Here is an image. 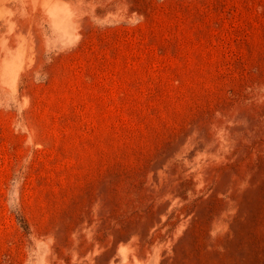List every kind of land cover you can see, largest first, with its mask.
<instances>
[{
    "label": "rangeland",
    "instance_id": "obj_1",
    "mask_svg": "<svg viewBox=\"0 0 264 264\" xmlns=\"http://www.w3.org/2000/svg\"><path fill=\"white\" fill-rule=\"evenodd\" d=\"M0 264H264V0H0Z\"/></svg>",
    "mask_w": 264,
    "mask_h": 264
}]
</instances>
